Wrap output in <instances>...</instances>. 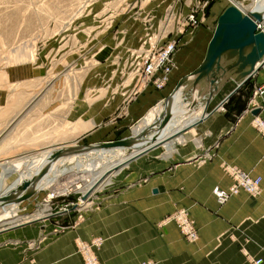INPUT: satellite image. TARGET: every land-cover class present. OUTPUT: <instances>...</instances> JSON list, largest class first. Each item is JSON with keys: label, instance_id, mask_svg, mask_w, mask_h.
<instances>
[{"label": "crops", "instance_id": "0c3cea01", "mask_svg": "<svg viewBox=\"0 0 264 264\" xmlns=\"http://www.w3.org/2000/svg\"><path fill=\"white\" fill-rule=\"evenodd\" d=\"M225 6L224 0L92 4L90 17L81 18L74 32L66 35L78 49L85 47L87 53L82 55L87 67L75 74L70 98L54 104L53 114L62 128V142L57 146L122 138L151 126L163 108L162 99L177 80L203 61L212 35L210 21ZM190 10L195 11L198 23L186 27L184 17ZM169 40L176 41V49L166 82L160 89L153 87L151 79L140 84L142 54ZM234 60L230 54L222 56L221 66L227 67L204 111L212 89L207 78L195 86L189 80L178 89L175 109L183 111L173 116L163 137L173 134L177 140L171 150L163 153L156 146L131 160L123 167L128 168L124 176L80 215H52V230L32 247L18 241L26 228L0 232V264H83L77 244L97 238L100 245L95 254L100 264L144 260L154 264H251L254 257L264 258V138L251 121L257 115L264 122V91L249 102L252 89L264 79V68L251 73L233 91L243 78L241 71L230 68ZM55 74L61 75L60 71ZM254 109L257 112L252 114ZM50 124L46 119V128ZM70 125H75V132L68 131ZM81 139L84 142H78ZM115 153L109 154V163L123 159ZM226 166L258 176L259 194L251 197L239 191L219 205L211 189H225L231 183ZM108 170L105 166L103 173ZM178 208L186 209L196 228L192 242L183 238L174 222L160 223ZM58 221L61 225H56Z\"/></svg>", "mask_w": 264, "mask_h": 264}, {"label": "rangeland", "instance_id": "374dc122", "mask_svg": "<svg viewBox=\"0 0 264 264\" xmlns=\"http://www.w3.org/2000/svg\"><path fill=\"white\" fill-rule=\"evenodd\" d=\"M138 1L0 0V163H12L21 159L22 162L34 161V164H38L42 160V152L53 149L57 143L62 142V128L53 114L56 111L53 107L59 99L65 101L70 98L75 85V74L87 67L86 58L82 55L87 53L85 47L78 49L73 38H66V35L74 32L75 23L81 18L90 17L92 4L110 7L120 4L131 5ZM235 1L238 6L235 4L234 6H240L246 12L253 4L252 0ZM257 28L264 30V25ZM151 36L150 34L145 38L149 39ZM44 44L46 55L43 53ZM64 53L67 54L61 55ZM141 57L143 62V54ZM57 71H60L61 75L55 74ZM46 119L51 122L47 128ZM68 131L75 132V125H70ZM78 142L84 141L81 139ZM129 151L131 150L128 149L126 153ZM156 152L157 150L152 151L154 155ZM83 156L77 159L86 161L88 157ZM75 160L65 161L61 167L71 166ZM127 164L121 165L122 167L120 166L121 168L113 173L108 181H104L93 192L88 193L91 195V203L83 200L82 204L89 203L87 207L96 205L101 200V194L113 186L111 183L124 176V171L128 168L123 167ZM83 172L93 173L88 170ZM16 175L14 172L5 178V189L11 188L17 181ZM74 176L71 172L57 187L60 189L61 186L63 189L64 181H71ZM144 176L137 181L144 179ZM78 183L80 189L73 184L61 192L53 190L51 192L48 188L35 190L25 202L18 203V207L9 216L10 219L21 217L22 219L17 225L7 224L5 219L0 220V232L9 228H26V231L20 232L18 241L29 247L38 244L53 228L49 223L52 215L58 212L78 214L74 208L77 207L75 204L84 193L82 188L85 186L84 182ZM64 204L67 206L66 211H62L61 208ZM41 210H44L43 215L34 218L33 215ZM6 211V206L0 207V215ZM56 225H61V221Z\"/></svg>", "mask_w": 264, "mask_h": 264}, {"label": "water", "instance_id": "95a60500", "mask_svg": "<svg viewBox=\"0 0 264 264\" xmlns=\"http://www.w3.org/2000/svg\"><path fill=\"white\" fill-rule=\"evenodd\" d=\"M224 1L226 2L224 9L216 18L214 17L210 21L212 25V35L208 42L203 61L189 73L180 77L172 87L171 91L162 99L163 112L157 122L151 126L141 128L135 134L103 141L98 144H67L54 147L47 155L46 162L35 174H33V176L29 179H22L14 188H9L7 191L0 194V207L17 204L31 197L35 192L34 184L43 178L48 173L50 166L59 159L78 155L90 148H135L136 141L145 138L143 144H141L142 147L140 150L125 160V162H128L156 147L160 142L157 134L170 119L169 102L176 90L190 79L195 80L200 74L209 69L211 71L209 83L212 86L213 91L205 101L203 111L205 110L207 101L216 90L218 79H220L227 67H222L220 63L222 62V56L224 54H230L235 57L230 68L235 67L237 70L241 71L240 75L243 77L233 90L235 91L251 73L258 69L254 65L264 56V34L256 27V23L261 19L259 12L251 11L248 13L249 16H247L246 14L239 12L236 6L228 0ZM232 29L236 30L237 36L228 42ZM256 112V109L251 111L252 114H255ZM87 195V192H84L82 193L81 198L84 199Z\"/></svg>", "mask_w": 264, "mask_h": 264}, {"label": "bare ground", "instance_id": "6f19581e", "mask_svg": "<svg viewBox=\"0 0 264 264\" xmlns=\"http://www.w3.org/2000/svg\"><path fill=\"white\" fill-rule=\"evenodd\" d=\"M230 2L233 5L235 4L238 6V4L236 3L235 0H231ZM252 3H253L252 4V10H250L249 12L257 11L260 13L261 19L258 23H256V27H261L262 23L264 22V0H252ZM236 8L238 9V7H236ZM239 12H242V13L246 14L247 16H249L248 15L249 12L246 13V12H243L240 10H239ZM262 33L264 34L263 31H262ZM236 36H237L236 30L232 29L230 32V35H229L228 42H230L231 39L236 38ZM173 41H175V40H173ZM175 49H176V47H175ZM263 58H264V56L259 61H257L258 63L256 62L257 68L260 67L259 63L261 62V60ZM172 63H173V60H172ZM256 63H255V65H256ZM173 66H174V63H173ZM173 66H172V69H173ZM260 68H262V67H260ZM171 70H170V72H171ZM210 73H211V71L209 69H207L202 74H200L195 80L190 79L192 82H194V84H192V85L193 86L197 85L198 81L203 79V78H207V80L209 82ZM168 74L166 76V80L168 78ZM179 89H180V87H179ZM177 91L178 90H176V92L174 93V95L172 96V98L170 99V102H169L170 119L167 122V124L157 134L158 140H160V142L157 144V146L161 147L163 153H167L168 150H171V148H173L174 142L177 141L174 138H172L173 134L170 135L169 137H166L165 139L163 138L166 129H168L170 127V125L173 121V116L178 115V113L181 111V110L177 111L175 109L179 104V94L177 93ZM212 91H213V89L210 90L209 94ZM162 112L163 111L161 110L160 114H162ZM160 114L159 113L157 114L153 124L160 119V116H159ZM149 119H150V117H149ZM144 140H145V138L136 141V144H135L136 147L135 148H129V150H131V151H129L127 153H126V151L128 149H126V148H90L89 150H86L85 152H82L78 155H72L69 157H65L63 159H59V160L55 161L50 166L48 173L43 178H41L40 180H38L34 184V190H39L41 188H48V189H51L50 190L51 192H52V190L55 192H61L73 184L75 187L79 188L78 181H81V182L85 183L84 184L85 186L82 188L83 192H87V194L90 192H93L101 183H103L108 178V176L110 174H113L118 169H120L121 165L127 164L128 162L131 161L130 160L128 162H125V160L128 157H130L131 155L134 154L133 152L135 149L138 150V149H140L139 146L142 147L141 144H143ZM51 150L52 149L42 152V154H41L42 160L38 164H34V161H32V162L30 161L29 163L22 162L21 159L18 161H14L12 163H0V194L8 190V189L4 188V182H5L4 180L8 175H10L14 172L17 173V175H16L18 177L17 181L11 187V188H14L19 183V181H21L22 179H29L31 176H33V174H35L40 169V167L46 162V157L50 153ZM112 152H116L115 153L116 157L117 158L122 157L124 160L120 159V160L115 161L114 163L112 161H110L112 163H109V160H110V159H108L110 157L109 154ZM83 155H86L88 157L86 161H82L81 159L80 160L77 159V157L81 158ZM73 159L77 160V161L75 160L74 164H72L71 166L61 167L63 162L68 161V160L71 161ZM105 166L110 168V170H108L104 174L103 170H104ZM86 170L92 171L93 173L83 172ZM71 172L74 173V175H75L74 178L71 181L65 180L64 184H62V185H65V187L63 189H61L62 187L60 186V189H59L57 186L59 184L61 185V183H60V182H62L61 180L66 179L67 175L70 174ZM79 172H82V173L79 174ZM20 203L21 202H19V204ZM19 204L17 203V204L6 205L8 210L0 215V220H3V219L7 220V221H5V223H7V224H14V223L17 224V222L20 221L22 219V217L10 219L9 216L12 213V211L15 210V207L18 206ZM43 212H44V210H41V211L37 212L35 215H33V217L34 218H40L43 215ZM25 218H27V217H25ZM257 257H261V256H257ZM254 258H256V257H254Z\"/></svg>", "mask_w": 264, "mask_h": 264}, {"label": "built area", "instance_id": "2783aa9c", "mask_svg": "<svg viewBox=\"0 0 264 264\" xmlns=\"http://www.w3.org/2000/svg\"><path fill=\"white\" fill-rule=\"evenodd\" d=\"M198 23V20L195 15L194 10H190L188 14L184 17V25L186 27L195 26ZM176 47V41L169 40L158 42L151 48H147L144 53V59L141 67L138 69L137 79L141 84L148 81L149 79L154 88L160 89L166 82V76L172 69L173 63L171 55L174 52ZM260 67L264 68V58L259 63ZM264 91V79L251 91V98L249 102H252V97L261 94ZM253 106V104H251ZM255 107V106H254ZM252 107V108H254ZM246 108H249L247 104ZM252 125L259 132V134L264 138V122L257 116H252ZM225 171L228 176L231 178V183L225 189L218 188L217 186L211 189V194L214 196L216 202L220 205L224 203L229 196L238 193L239 191H244L251 197H255L260 190V178L258 176H250L247 172L240 170L234 166H226ZM91 195H88L86 198L82 199L79 197L78 202L75 204L77 207L75 211L78 212V215L81 214V210H87L93 206L89 207L87 205L91 203ZM85 200L89 202L88 204H82V201ZM67 204V203H66ZM66 204L63 205L62 211H66ZM81 211V212H80ZM167 221H172L178 227L179 232L186 241H193L196 239L197 232L196 228L193 225L192 220L188 216V213L185 208H178L168 214L160 223ZM100 245V239H93L89 242H79L77 244V252L79 253L83 264H100L97 260L95 250ZM251 264H264V259L261 257H256L251 260ZM139 264H153L152 260H144Z\"/></svg>", "mask_w": 264, "mask_h": 264}]
</instances>
